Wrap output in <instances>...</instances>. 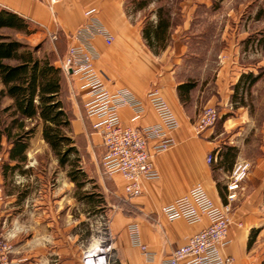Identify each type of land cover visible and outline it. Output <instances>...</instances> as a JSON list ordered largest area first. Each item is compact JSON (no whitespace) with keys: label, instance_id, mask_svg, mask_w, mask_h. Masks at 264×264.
<instances>
[{"label":"crops","instance_id":"obj_1","mask_svg":"<svg viewBox=\"0 0 264 264\" xmlns=\"http://www.w3.org/2000/svg\"><path fill=\"white\" fill-rule=\"evenodd\" d=\"M140 1L143 0H63L50 7L44 0H0V8L23 18L31 30L34 44L46 46V54L53 56L54 64L60 66L69 46L74 43L72 34L85 21V9L94 7L99 20L113 36L110 44L102 37L93 38L99 55L93 62L94 68L101 73L110 90L125 87L145 105V113L136 120H131L133 113L129 108H121L122 122L131 126L159 122L157 113L146 98L151 88L161 92L179 120V127L172 132L176 145L151 158L159 177L141 181V192L126 198L122 175L109 176L100 169L99 163L104 154L101 136L92 128L93 119L84 114V95L77 78L64 74L69 134L81 143L84 177L88 181L91 179L105 197L110 215L109 226L117 236V264H159L174 248L184 244L188 236L208 224L206 218L190 225L182 218L169 221L160 214L164 204L185 194L196 183L203 185L218 206H231L233 223L228 230L230 242L222 248V254L233 256V264H264V205L260 202L264 180L261 184L255 181L253 171L242 178L235 189H229L235 167L242 164L240 145L234 138L239 134V122L244 121L246 116L244 99L232 100V92L244 74L256 76L259 70H264V56L257 59V52L251 49L255 44L249 40L253 34V15H246L243 20L236 9L224 10L229 2L217 3V14L221 18L228 15L230 19L231 24L223 23L226 29L230 26L232 30L233 43L230 48L216 53L218 61L214 68L209 65L207 54L210 52L205 48V35L193 32L205 16L209 2L180 0L173 7L159 4L161 0H147L146 4L138 6ZM158 6H163L164 11L159 13ZM159 22L169 25L163 37L158 39L153 36V31L158 28ZM144 29L149 32L147 37L144 36ZM246 53L249 59L243 62L242 55ZM189 82L194 84L189 90L179 87ZM204 105L214 106L219 112V119L204 132L197 133L192 123L200 114L198 109ZM208 153L213 155L210 163L207 162ZM257 162V166H262L264 159ZM257 172L263 175L264 169ZM64 182L73 194L74 182L66 173ZM231 194H234L233 200L228 197ZM67 196L68 190L65 203L55 200L54 204H36L29 211L26 207L19 208V228L23 232L35 230L30 240L35 237L33 243L39 246L38 249L49 240L59 243L62 235L68 243L72 235L75 242V203L69 202ZM257 197L258 202L255 200ZM69 198L73 200V195ZM13 199L12 193H6L4 197L0 194V203H8L7 209L4 207L0 215L4 218L2 228L7 221L13 225L16 223L10 217L9 204ZM82 220L87 219L80 215L78 221ZM129 223H137L142 242L155 251L153 261H145L139 248L130 244ZM49 228L51 232L47 235V232L40 231ZM59 228L68 233L56 231ZM7 236L10 238L13 235L9 232ZM46 236L49 237L46 239ZM30 240L27 238L25 243L22 240V247H28ZM9 244L12 247L10 241ZM14 253L12 249L9 259L18 264L46 259V253L39 250L34 253L27 250L19 256Z\"/></svg>","mask_w":264,"mask_h":264},{"label":"built area","instance_id":"obj_2","mask_svg":"<svg viewBox=\"0 0 264 264\" xmlns=\"http://www.w3.org/2000/svg\"><path fill=\"white\" fill-rule=\"evenodd\" d=\"M44 1L51 7L63 0ZM95 37H102L107 44L113 41L111 32L99 20L95 8L88 7L85 9V21L72 34L74 43L69 46L60 67L64 73L77 78L84 95V114L93 119L92 128L101 136L104 146L102 172L109 176L121 174L125 180V197L131 198L141 192V181L159 177L151 158L176 145L172 132L179 127V120L161 92L157 88H151L147 91L146 98L157 113L159 122L147 126L124 124L119 113L121 108H129L133 113L131 120H136L145 113V105L125 87L115 90L107 87L103 76L93 66L94 60L99 57L92 41ZM218 119V110L214 106L204 105L192 126L197 133H202ZM212 160L213 155L208 153L207 162ZM246 167V164L235 167L229 189L238 186V182L246 174ZM228 197L231 200L235 198L234 194ZM230 211L229 204H215L199 183L174 201L164 204L160 214L169 221L182 218L187 224L193 225L206 218L208 224L188 236L184 244L174 248L159 264H233L234 257L222 254L221 251L230 242L228 230L233 223ZM238 224L241 225L240 222ZM127 229L130 244L139 248L145 261H153L156 253L142 242L137 223H129ZM109 248L106 245L89 251L83 256L84 264H110L107 258ZM12 249L0 233V264H16L9 259Z\"/></svg>","mask_w":264,"mask_h":264},{"label":"rangeland","instance_id":"obj_3","mask_svg":"<svg viewBox=\"0 0 264 264\" xmlns=\"http://www.w3.org/2000/svg\"><path fill=\"white\" fill-rule=\"evenodd\" d=\"M210 4L206 5L205 16L200 19L199 25L197 23L194 29V33H199L205 35L206 49L210 54L208 55L209 65L215 68L216 66V53L223 48H230L233 43L231 37L232 30L230 26L226 29L225 23H230L228 20V15L220 17L217 14L216 5L219 1L223 3L226 1L230 4L225 5L224 10L231 11V9H236V13L241 15L243 18L246 15H253V34H251L249 40H253L255 47L251 49L255 50L257 53V59L264 56V0H205ZM180 0H161L159 4L162 5H172L173 7L179 3ZM236 8H235V7ZM225 20V21H224ZM226 29V30H225ZM226 31V32H225ZM31 30L28 29L27 32L17 31L16 29L0 28V34L8 36L10 39H16L26 46L36 47L37 56H43L47 52L46 46L41 44H34L32 37L30 36ZM247 40V39H246ZM249 59L248 53L242 55L243 62H247ZM253 59V57H251ZM210 76V74H208ZM257 83L250 86L248 90L237 91L236 98L244 99V106L246 110V116L244 121H240L239 134L235 136V141L240 145V161L242 164L247 165V171L243 178L247 174L253 172L254 180L260 181V184L264 180V174L257 172L258 169H264V164L257 166L259 159H264V70L258 71ZM2 84L0 82V90L2 89ZM234 91V89H233ZM233 93V92H232ZM235 98V99H236ZM240 101V100H239ZM11 104L10 99L0 93V129L3 123L9 121V116L4 111V108ZM204 106L198 109L199 113ZM27 127L33 126V122H26ZM34 131L26 138L28 148L26 150V162H24L21 168L15 170H6V175L2 174L1 165L4 161H7V148L9 145L5 143L4 137L2 138V150L0 152V194L6 195V193H12L14 196L13 201H11V220H16L13 225L9 221L2 228L1 223H3V215L0 216V233L2 238L9 241L12 244L13 249L16 253L14 255H20L34 252H45L44 261H31L30 263L25 262L21 264H84L83 256L89 251H93L100 247L109 245V254L107 258L110 264H117V241L115 233L110 229L109 226V212L108 208L105 206L107 203L104 201L102 194L99 193L100 189L96 186L93 181L86 180L83 176H78V181L81 183L79 187L73 183L74 188L72 190L73 194L70 193L69 187L65 185V173L70 169L69 161L67 163L61 164L59 158L54 154L50 145L42 138L41 123H38ZM66 134L71 137L69 131ZM72 138V137H71ZM73 139V138H72ZM73 145L77 148L76 154H70L67 156L69 160H74L75 157L79 159V165L82 167V146L79 140L75 137L73 139ZM13 162H11L12 164ZM101 169V162L99 163ZM82 169V168H81ZM83 171V169H82ZM65 172V173H64ZM85 174V172H84ZM66 190H68V200L75 203V216H77V225L75 230L76 240L73 241V236L71 235V242L68 243L64 240V236L60 238V242H51L49 240L44 245L39 246L35 243V237L30 240L32 234L35 230L26 232L20 230L19 228V218L18 211L19 208L23 207L29 211L34 208L36 204L47 205L48 203H65L66 201ZM85 196V195H88ZM262 198L260 202L264 205V193L262 191ZM71 195H73V200H71ZM85 196L82 198L81 196ZM106 196V195H105ZM88 197V198H87ZM12 198V197H11ZM259 201V197L255 199ZM2 204V205H1ZM84 204V205H83ZM8 203H0V215L1 211L7 209ZM83 205V206H82ZM105 206V207H104ZM84 209V211H83ZM7 212H5L6 214ZM84 216L87 220L78 221V218ZM8 217V218H10ZM46 235L51 232V229L40 230ZM56 231L60 233H68V231L63 228H59ZM12 233V237L8 238L7 234ZM72 233V232H71ZM49 237V236H48ZM46 236V239L48 238ZM29 238L28 247H22L25 241ZM23 240L24 243L21 241ZM34 242V243H33ZM99 254V253H97ZM94 255V253H93ZM18 264L17 262H15Z\"/></svg>","mask_w":264,"mask_h":264},{"label":"trees","instance_id":"obj_4","mask_svg":"<svg viewBox=\"0 0 264 264\" xmlns=\"http://www.w3.org/2000/svg\"><path fill=\"white\" fill-rule=\"evenodd\" d=\"M146 3L147 0L140 1L138 6ZM163 9V6H158L157 10L160 13ZM157 25L153 36L159 39L163 37L169 24L159 22ZM0 28L28 31L23 18L4 8H0ZM148 35L149 32L144 29V36ZM37 49L38 46L31 48L0 34V82L3 87L0 93L11 101V104L4 108L9 121L4 122L0 129V152L3 137L9 145L7 161L2 163L1 171L5 177L6 170L21 168L27 160L26 150L29 144L26 138L34 131V127L41 123L43 140L50 145L61 164L69 161L70 169L67 175L79 187L81 183L77 177L85 175L79 165L80 161L77 156L74 160L67 158L70 154H76L77 148L73 145V139L66 134V131H70V117L64 99L65 73L60 66L54 64L50 54L37 56ZM240 78L234 87L232 100H235L239 88L248 90L258 75L247 73ZM193 85L189 82L179 87L189 90ZM26 122H33V126L27 127ZM85 196L89 197V194Z\"/></svg>","mask_w":264,"mask_h":264},{"label":"bare ground","instance_id":"obj_5","mask_svg":"<svg viewBox=\"0 0 264 264\" xmlns=\"http://www.w3.org/2000/svg\"><path fill=\"white\" fill-rule=\"evenodd\" d=\"M93 253H95V252H93ZM93 253H92V254H93Z\"/></svg>","mask_w":264,"mask_h":264}]
</instances>
